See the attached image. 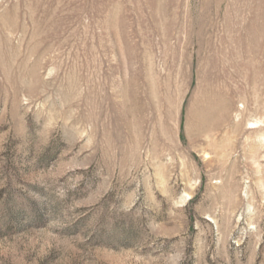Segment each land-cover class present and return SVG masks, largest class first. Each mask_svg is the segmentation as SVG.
Returning a JSON list of instances; mask_svg holds the SVG:
<instances>
[{"label": "rangeland", "instance_id": "374dc122", "mask_svg": "<svg viewBox=\"0 0 264 264\" xmlns=\"http://www.w3.org/2000/svg\"><path fill=\"white\" fill-rule=\"evenodd\" d=\"M0 264H264V0H0Z\"/></svg>", "mask_w": 264, "mask_h": 264}]
</instances>
